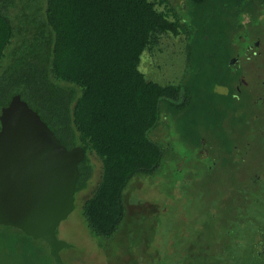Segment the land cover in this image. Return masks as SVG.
Returning a JSON list of instances; mask_svg holds the SVG:
<instances>
[{
    "label": "trees",
    "instance_id": "obj_1",
    "mask_svg": "<svg viewBox=\"0 0 264 264\" xmlns=\"http://www.w3.org/2000/svg\"><path fill=\"white\" fill-rule=\"evenodd\" d=\"M189 10L203 23L188 24ZM226 27L236 32L237 44L248 41L244 53L258 39L264 42V0H186L180 8L171 0H0V113L20 95L68 148L85 149L76 192L88 187L95 168L90 155L98 156L100 180L82 212L93 236L115 238L127 216L130 181L159 171L165 147L154 132L169 129L171 118L180 124L197 115L191 96L196 78L166 85L149 80L141 70L143 54L153 52L164 36L185 35L189 58L199 60V47L213 41L208 31L222 33ZM231 56L214 83L228 93L214 86L205 93L220 101L208 136L194 146L199 151L206 141L212 154L223 155V164L236 166L239 137L260 114L254 99L246 98L250 90L243 70L230 63ZM262 57L254 58L261 59L260 71ZM229 113L239 135L223 125ZM256 133L264 145V130ZM235 210L233 228L226 231L231 240L216 255V264H264L261 175L252 174L249 186L238 188ZM48 259L56 264L44 239L0 224V264H47Z\"/></svg>",
    "mask_w": 264,
    "mask_h": 264
},
{
    "label": "rangeland",
    "instance_id": "obj_2",
    "mask_svg": "<svg viewBox=\"0 0 264 264\" xmlns=\"http://www.w3.org/2000/svg\"><path fill=\"white\" fill-rule=\"evenodd\" d=\"M171 3L177 8L186 7V0ZM185 21L203 23L192 10L186 13ZM213 33L208 31L214 42H221L215 46H211L213 41L201 45L199 60L189 58L185 35L164 36L153 52L143 54L141 70L149 80L166 85L196 78L191 96L197 115L180 124L171 118L169 129L161 127L154 132L156 140L165 147L163 163L155 176H135L130 181L125 191L127 216L120 232L111 240L93 236L82 214L84 202L92 195L102 172L98 156L90 155L95 163L93 177L87 188L76 192L74 210L57 228L58 237L69 243L61 250L66 264L217 263L216 255L231 240L226 231L233 228L236 191L249 186L252 174L264 179V145L256 133L264 130V68L260 71L257 64L261 59H254L255 51L264 58V42L258 39V44L244 53L248 41L237 44L236 32L226 27V32L213 29ZM235 52L238 55L231 56ZM246 55L252 60H246ZM230 56L231 60L237 58L234 64L243 70L242 79L248 82L244 86L250 90L246 98L249 97V102L254 99L260 114L253 127L239 137L236 166L223 164V155L220 151L212 154L206 141L199 151L194 146L213 127L215 104L219 105L220 100L216 97L212 100L205 93L212 89L215 78L225 73ZM213 89L228 93L222 85ZM231 118L229 113L223 125L231 134L239 135L240 130L231 126ZM206 149L208 153L204 152ZM47 264L54 262L48 259Z\"/></svg>",
    "mask_w": 264,
    "mask_h": 264
},
{
    "label": "water",
    "instance_id": "obj_3",
    "mask_svg": "<svg viewBox=\"0 0 264 264\" xmlns=\"http://www.w3.org/2000/svg\"><path fill=\"white\" fill-rule=\"evenodd\" d=\"M85 156L80 145L68 148L20 95L2 108L0 224L44 239L56 264H66L61 250L69 243L56 230L75 208L79 164Z\"/></svg>",
    "mask_w": 264,
    "mask_h": 264
},
{
    "label": "flooded vegetation",
    "instance_id": "obj_4",
    "mask_svg": "<svg viewBox=\"0 0 264 264\" xmlns=\"http://www.w3.org/2000/svg\"><path fill=\"white\" fill-rule=\"evenodd\" d=\"M256 54H260L258 51H255L254 52V55H256ZM244 82V84L247 86L248 85V82H245V81H243Z\"/></svg>",
    "mask_w": 264,
    "mask_h": 264
}]
</instances>
